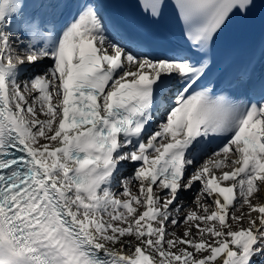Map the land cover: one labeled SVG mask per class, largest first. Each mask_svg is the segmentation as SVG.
Segmentation results:
<instances>
[{
	"label": "snow or ice",
	"instance_id": "snow-or-ice-1",
	"mask_svg": "<svg viewBox=\"0 0 264 264\" xmlns=\"http://www.w3.org/2000/svg\"><path fill=\"white\" fill-rule=\"evenodd\" d=\"M108 3L0 0V264H264V80L209 76L264 0H171L158 54Z\"/></svg>",
	"mask_w": 264,
	"mask_h": 264
},
{
	"label": "rangeland",
	"instance_id": "rangeland-1",
	"mask_svg": "<svg viewBox=\"0 0 264 264\" xmlns=\"http://www.w3.org/2000/svg\"><path fill=\"white\" fill-rule=\"evenodd\" d=\"M185 199L190 203L191 200L193 199V197L191 195H189V198H188V196L187 197L185 196ZM179 234H182V233L179 232Z\"/></svg>",
	"mask_w": 264,
	"mask_h": 264
},
{
	"label": "bare ground",
	"instance_id": "bare-ground-1",
	"mask_svg": "<svg viewBox=\"0 0 264 264\" xmlns=\"http://www.w3.org/2000/svg\"><path fill=\"white\" fill-rule=\"evenodd\" d=\"M189 195H191V194H189V193H185V196H186V197L188 196V198H189ZM180 232L183 233V228L180 229Z\"/></svg>",
	"mask_w": 264,
	"mask_h": 264
}]
</instances>
